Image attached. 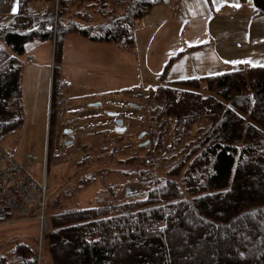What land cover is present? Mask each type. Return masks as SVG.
I'll return each instance as SVG.
<instances>
[{
	"label": "rangeland",
	"instance_id": "374dc122",
	"mask_svg": "<svg viewBox=\"0 0 264 264\" xmlns=\"http://www.w3.org/2000/svg\"><path fill=\"white\" fill-rule=\"evenodd\" d=\"M117 1L108 0L107 6L120 12L129 0H121V7ZM41 2L35 3V8H41ZM31 5L34 7L32 3L29 8ZM11 17L10 7H1L0 21L9 25ZM133 36V48L125 50L113 42L68 33L58 59H54L50 40L25 42L19 57L24 122L15 135L3 141V146L17 159L33 150L42 159L47 148L46 222L42 233L34 218L0 223V255L10 257L14 243L22 241L33 246L36 264H53L43 239L53 213L90 207L112 209L117 204L142 201L150 189L166 179L176 181L182 197L190 198L182 177L198 152L200 136L212 121L202 118L179 133L173 116L156 118L149 111L163 108L160 87L218 96L205 83L196 89L160 80L163 65L171 59L168 80L264 65V15L255 12L251 0H172L168 6L155 4L133 22ZM29 55L35 56L33 62ZM54 71L56 96L60 91L74 105L84 103L94 93L138 88L150 103L139 110L129 106L131 99L126 94L116 93L102 96L98 99L103 102L100 106H89L85 111L58 104L55 97L48 119ZM153 101L162 106L155 107ZM107 111L118 112L126 129L114 131V119ZM62 128L73 130V143ZM39 165L34 164L29 173L41 181ZM33 210L31 215L37 213ZM220 249L213 247L211 251L220 253Z\"/></svg>",
	"mask_w": 264,
	"mask_h": 264
},
{
	"label": "trees",
	"instance_id": "16d2710c",
	"mask_svg": "<svg viewBox=\"0 0 264 264\" xmlns=\"http://www.w3.org/2000/svg\"><path fill=\"white\" fill-rule=\"evenodd\" d=\"M33 1L46 2L45 11L31 12ZM107 1L19 0L12 22L0 21L1 141L24 122L22 68L16 56L23 54L27 40H53L54 59L68 33L130 49L133 22L170 0H129L120 12ZM251 1L264 15V0ZM56 77L54 71L51 102L57 98ZM202 83L218 98L160 87L163 108L149 111L156 118L173 116L179 133L202 118L212 121L182 177L191 197H182L177 182L166 179L142 201L53 213L43 235L53 264H264V65L169 84L197 89ZM213 247H221L220 253ZM10 254L0 255V264H36V252L26 242L14 243Z\"/></svg>",
	"mask_w": 264,
	"mask_h": 264
},
{
	"label": "built area",
	"instance_id": "2783aa9c",
	"mask_svg": "<svg viewBox=\"0 0 264 264\" xmlns=\"http://www.w3.org/2000/svg\"><path fill=\"white\" fill-rule=\"evenodd\" d=\"M11 2L12 0H0V9L9 6ZM117 4L121 7L123 1L118 0ZM125 94L142 107L150 103L141 90H131ZM153 105L162 106L157 101H153ZM44 155L45 157L39 159L36 152H31L17 159L0 142V223L34 218L39 222L42 233L47 208V148ZM34 164H40L39 167L42 168L41 181L29 173ZM34 208L37 213L31 215Z\"/></svg>",
	"mask_w": 264,
	"mask_h": 264
},
{
	"label": "crops",
	"instance_id": "0c3cea01",
	"mask_svg": "<svg viewBox=\"0 0 264 264\" xmlns=\"http://www.w3.org/2000/svg\"><path fill=\"white\" fill-rule=\"evenodd\" d=\"M37 2H40V1H33V2H31L30 4H32L33 3V5L35 4V3H37ZM171 2H172V0H170L166 5L168 6V5H170L171 4ZM42 3V6H41V8H35V5H34V7L31 5L30 6V8H28L31 12H37V13H42L43 11H45V9H46V7H47V3L46 2H44V1H42L41 2ZM253 5V4H252ZM255 10V9H254ZM256 12V11H255ZM72 35H74V34H77V33H71ZM79 35V34H78ZM85 38V37H84ZM87 39V38H86ZM49 41V40H48ZM51 41V43H52V54H53V51H54V41L53 40H50ZM93 41V40H92ZM63 42H64V38H63ZM116 44V43H115ZM117 46H119V47H121L120 45H118V44H116ZM122 49H125V50H129V49H126V48H123V47H121ZM133 48V47H132ZM132 48H130V49H132ZM54 55V54H53ZM16 56V55H15ZM21 55H17L16 57H17V59H18V61L20 60V57ZM35 57V56H34ZM34 57L32 56V55H29L28 56V59L30 60V62H33V60H34ZM165 65V64H164ZM164 65H163V67H164ZM163 70V69H162ZM160 74V73H159ZM159 74H158V76H159ZM203 76H206V75H203ZM194 77H200V76H194ZM194 77H190V78H194ZM186 79V78H185ZM177 80H180V79H177ZM165 81L167 82V83H173L174 81H176V80H168L167 78H165ZM59 82H60V80H59ZM63 82H65V81H63ZM21 86H22V81H21ZM129 90H126V91H120V92H115V91H106L107 93H102V92H99V93H94V94H92V95H89V96H87L88 98L86 99V101L84 102V103H79V104H76V105H74L73 103H71V99H66V98H63L62 97V92H60L59 91V93L57 94V100H58V104H66V105H71V108H73V109H77V110H87V108L90 106L89 105V103L90 102H98L99 100V98H102V96H110V97H112L113 95H116V93H118V94H124V93H126V92H128ZM51 92V91H50ZM104 92V91H103ZM76 99V98H75ZM87 100H89L88 102H87ZM87 118V116H85V117H83V118H81V119H83V120H85ZM77 119H75V121H76Z\"/></svg>",
	"mask_w": 264,
	"mask_h": 264
},
{
	"label": "water",
	"instance_id": "95a60500",
	"mask_svg": "<svg viewBox=\"0 0 264 264\" xmlns=\"http://www.w3.org/2000/svg\"><path fill=\"white\" fill-rule=\"evenodd\" d=\"M13 9H15V12L13 11ZM19 11V0H13L12 6L10 8V15L14 16L17 15ZM91 106H100L101 103L100 102H90ZM131 106L139 109L140 105L136 104V103H131ZM106 114L110 117H112L114 119V131H118L121 132L123 130L126 129V126L123 125V119L119 116V113L116 111H107ZM144 132H140V134H142ZM140 136V135H139Z\"/></svg>",
	"mask_w": 264,
	"mask_h": 264
},
{
	"label": "flooded vegetation",
	"instance_id": "af4514ba",
	"mask_svg": "<svg viewBox=\"0 0 264 264\" xmlns=\"http://www.w3.org/2000/svg\"><path fill=\"white\" fill-rule=\"evenodd\" d=\"M63 132L66 134V136L69 137V143H73L74 142V139H75V135L73 133V130L72 129H68L66 130L65 128H62Z\"/></svg>",
	"mask_w": 264,
	"mask_h": 264
},
{
	"label": "snow or ice",
	"instance_id": "6c2138e0",
	"mask_svg": "<svg viewBox=\"0 0 264 264\" xmlns=\"http://www.w3.org/2000/svg\"><path fill=\"white\" fill-rule=\"evenodd\" d=\"M13 11L15 12V9H13Z\"/></svg>",
	"mask_w": 264,
	"mask_h": 264
}]
</instances>
